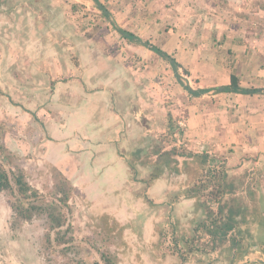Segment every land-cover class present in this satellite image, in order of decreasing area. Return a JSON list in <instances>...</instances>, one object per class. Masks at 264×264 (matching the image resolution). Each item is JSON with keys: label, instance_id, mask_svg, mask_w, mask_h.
<instances>
[{"label": "crops", "instance_id": "0c3cea01", "mask_svg": "<svg viewBox=\"0 0 264 264\" xmlns=\"http://www.w3.org/2000/svg\"><path fill=\"white\" fill-rule=\"evenodd\" d=\"M77 1L85 2L88 7L91 1L100 11L93 0ZM199 1L201 5L205 3ZM100 2L107 10L110 9L109 2L114 3L111 0ZM168 2L173 6L175 0ZM11 3V0L0 2V32L2 29L4 31L0 34V41L2 37L5 38L4 35L8 36L7 32L11 30L12 36L17 34L22 40L19 46H23V51L14 54L15 49H9L7 64L2 67L3 60L0 61V116L15 119L17 115L23 125H36L40 132L44 129L48 137L41 143L44 146L42 157L60 169L88 199L94 201L101 198L105 201L104 211L120 224L136 216L133 207L144 204L142 198L137 195V189L142 187L140 179L146 178L150 172L148 165H142L140 162H135V169H131L127 160L137 150L142 154H151L153 144L159 141V137L162 134H172L175 130L176 123L171 119H175L177 114L182 113L181 118L187 122V128L181 132L185 150L203 152L212 159L211 163L229 165V169L225 168L226 181L232 184L233 190L238 189L235 179L237 173L232 172L230 168L237 167L241 162L242 166L237 168L238 171L247 175L252 171L243 166L247 162L246 159L252 161L249 153L244 155L246 159L231 165L237 151L253 152L254 158L257 157L255 163L264 166V5L259 0H217L220 9L230 10L231 16L225 19L218 13L221 10H216L213 18L201 21L199 27L209 29L213 34L212 40H216L218 44H208L200 51L197 59L192 57L189 50L188 56L184 47L182 57L180 47L183 45L178 44L180 40L172 32L168 35L172 33L173 38H169L159 47L174 58L176 63L178 54L181 62L187 61L185 66V62L182 64L184 70H188L187 64L194 59L198 61L199 87L192 88L185 83L184 85L193 90L204 88L207 91L193 95L194 99L201 101L208 92L215 91L219 97L229 95L231 100L236 101V104L229 108L220 106L217 101L213 112L212 107H207L210 103H200L196 106L183 99L185 95L182 96V90L189 96L190 93L176 80L175 69L164 57L156 54L157 57L152 58L155 59L156 66L152 73L161 78L165 76V84H157L148 77L151 71L148 70L147 64L145 70L138 66L139 63L147 61L152 51L136 41H130L120 32L119 37L123 41L121 44L126 46V53L123 54L122 48L119 53L107 50L106 45L118 42L116 38L105 36L98 39L88 38L83 42L75 41L76 47L70 48L79 53L76 65L62 59L63 53L56 49L54 42L45 53L39 52L42 47L37 48L36 45L41 42L32 44L34 39L30 38L29 31L24 29V21L30 22L29 9H36L37 6L32 4L33 7L30 8L16 5L14 10L5 15L4 10L9 8ZM152 3L150 5L155 9V2ZM47 4L51 12L61 6L63 1L49 0ZM123 5L126 7L128 2ZM202 7L198 8L201 10ZM134 14L136 16L130 21L123 20L122 26L130 28L128 32L139 38L141 36L136 34V29L140 33L149 28L145 36L154 33L153 27H158L155 19L154 24L146 23L148 19L144 18L143 11L138 10ZM31 27L30 24L29 28ZM224 29L230 31L225 33ZM15 30H18L17 33ZM19 33L22 35L19 36ZM140 40L142 41L141 38ZM153 40L156 41V38L153 37ZM150 43L152 44V41ZM32 49H37V55L32 53ZM130 51L139 57V61H127L133 57ZM180 67L178 63V75ZM231 74L238 79L237 89H226L230 84ZM46 76L53 80L52 87H46ZM17 77L23 78L25 83L20 85ZM220 77H225L228 81L225 79L221 82L218 79ZM244 77H247L246 84L242 81ZM3 78L5 83L7 82L6 85L2 84ZM144 78H148V81ZM177 145L179 144L175 145L176 148H179ZM210 148H214L215 152L227 149L234 156L225 155L222 159L217 155L213 158L209 153ZM177 159L180 164L182 160L187 161L180 173L170 175L168 167L163 165L161 175L146 188V194L154 203L166 204L168 194L176 183L172 179L180 176L182 180L178 183L184 181L188 177L189 168L195 167L196 161H191L190 157ZM194 173L191 175L194 176ZM188 180L190 183L191 178ZM127 182L132 185L129 189L124 188ZM120 189H124V193ZM194 202V198L181 195L176 202L170 204L179 212H185L187 209V216H191ZM149 227L147 217L142 221V228L148 232ZM127 230L134 234L131 228H125L124 233Z\"/></svg>", "mask_w": 264, "mask_h": 264}, {"label": "rangeland", "instance_id": "374dc122", "mask_svg": "<svg viewBox=\"0 0 264 264\" xmlns=\"http://www.w3.org/2000/svg\"><path fill=\"white\" fill-rule=\"evenodd\" d=\"M11 1L13 2L11 3L12 5L4 10L5 15L10 13L11 10H14L16 5H23L30 8L33 7L32 4L37 6L36 9H29L30 22L29 20L24 21V29H26V32L29 31L30 38L34 39L32 44H34V42H41L36 45L37 48L38 46L42 47L39 52L45 53L51 48L52 42H54L56 49L63 53L62 59L68 60L75 65L78 63L77 58L79 53L78 51H73L70 46L74 49V47H76L74 42L77 40L83 42L88 38L98 39L103 36L110 37L111 39L116 38L118 43L109 46L106 45L107 50L113 53H119L121 51L120 48H122L121 53H126L124 50L126 46L121 44L123 41L121 37H119L118 31L120 28L130 31L129 27L122 26V24H124L123 20L130 21L136 16L134 13L138 10L144 12V18L148 19L146 23L152 22L154 24L155 19L158 27H153V35L150 34L149 36H145V34L149 32V28L145 30L146 32L140 33L138 29H136V34H139L142 40L152 41V44L157 47L165 44L169 38H173V35H175L178 36L180 40L178 44L183 45L180 47L182 57L184 56L182 51L184 47L187 49L186 52L188 56H190L189 51H191L192 57L197 59L200 51L204 50L208 44H212L213 46L218 44L215 42L216 40H212L213 34L209 29L199 27L202 20L213 18V13H215L216 10H221L219 5H217V0H202L205 2V5H201L199 0H175L173 6H170L171 4L168 2L170 0H111L114 3L112 4L109 2L110 9H108L109 11L107 10L109 12L108 16L102 15L101 11H98L94 5H92L91 1L88 7L85 2L62 0L63 4L56 7L53 11L51 10V12L47 4L49 0ZM153 1L155 2V9L150 5ZM259 1L264 5V0ZM0 2H2V0H0ZM127 2L128 5L125 7L123 3ZM3 4L6 6L5 3ZM72 4H74L73 8ZM197 6L203 7L200 10ZM128 10L130 11L129 13L127 12ZM222 10L218 13L225 19L230 18V10ZM30 24L32 25L31 28H29ZM8 31L9 38L6 34L4 35L5 38L2 37L0 41V61L1 59L3 60L1 64L2 67L7 64L6 57L9 49H15L13 52L14 54H18V52L22 53L23 51V46H19L22 40L17 37V34L12 36L10 34L11 30ZM15 31V33H17L18 30ZM228 31H230V29H224L225 33ZM169 32H172L173 35L172 33L168 35ZM1 33H4L3 29L0 34ZM20 35H22V33H19V36ZM153 37L156 38V41L153 40ZM218 42L221 44L222 42L224 43L223 39L222 42L220 40H218ZM36 52L37 49H32V53L37 55ZM129 53H132L133 57L127 59V61H139V57L134 52L130 51ZM172 54L174 55V53ZM155 57H157L156 53L153 51L150 52L149 58L151 59L148 58L146 62L139 63L138 67L143 70L149 67L148 70H150L151 73H148L147 76L157 84L162 85L166 82L164 79L165 76L161 78L158 74L154 75L152 73V69L154 70V68H156L154 65L155 59H152ZM177 57V64L180 63L181 67L178 69V78L175 75L176 80L181 81L183 84H189L192 88H198V81H200V76L198 75L200 64L198 61L194 59L187 64L188 66L186 68H188V70H184L183 67L186 65L187 61L183 60L185 62L184 64V62H181L179 54ZM158 60L165 66V63L161 61L160 58H158ZM145 64H147V68ZM182 64H184V66ZM165 68L167 67L165 66ZM49 77L50 76H46L45 85L47 88L53 86V80H50ZM3 79L2 84L5 83V78ZM16 79L20 85L25 83L24 79L21 77H17ZM218 79L222 82V80L226 78L220 77ZM144 80L148 81V78H144ZM246 80L247 77L242 78L243 84H246ZM226 81L228 80L226 79ZM6 84L7 82L5 85ZM181 92L182 96L185 95L183 99L185 98L186 102L189 100L190 105L195 104L199 106L200 103H210L207 107H212V112L213 109H216L215 104L217 101H219L220 106L227 108L236 104V101L234 99L231 100L229 95H222V97H219L216 95L215 91L208 92L202 97L203 99L201 101L194 99L191 94L190 97L185 90ZM50 111L51 110H48V112ZM181 114H177L174 116L175 119H171L176 123L177 129L175 128L172 134L169 133L167 139L165 138L164 141H159V144L167 146V140L169 145H176L178 143V151L185 150L181 132L187 128V122L184 118H181ZM168 120L171 122L169 118ZM47 137L48 135L44 129L40 132L39 127L36 125H23L21 119H19L17 115H15V119H8L0 116V142L3 141L11 152L9 156H6L5 152L1 153L0 163H2L7 171H17V168L20 167L26 181L32 187L36 188L45 199L51 200L54 197V178L52 172L55 167L42 157L44 146L41 144ZM232 150L234 151L235 149L232 148ZM237 152V156H235L231 165L240 162V160L245 158L244 155L248 153L250 158H252L250 162L245 158L247 162L243 165L246 166L247 170H252L250 171V175L238 171L237 168L242 166L241 162L237 167L230 168L232 172L237 173L235 174V179H237L238 182V189L235 190V194L225 196L226 198H230L231 196L238 198V203L243 204L242 209L239 211L241 214L240 226L237 227L240 233L236 235L240 245L231 247L228 243H225L217 246L215 250L211 251L209 244H207L208 246L205 249L207 253H201L199 251L188 253V259L182 264H264V166L255 163L257 157L254 158L253 152ZM209 153L214 156L213 158L217 155H220L219 157L222 159L225 155L234 156V154H230L227 149L225 151L215 152L214 148H210ZM222 159H220V162H222ZM218 165H223L226 169H229V165L226 166L223 163H219ZM182 169L183 166H181V170ZM195 170V167L189 168L188 177L180 183H178V181L182 180L180 176L175 177L174 179L176 180L172 179L173 182H176L174 183L176 187L174 186L173 189L169 188L172 190L170 196H174L176 191H183L185 188L192 185L191 182L189 183L188 179ZM69 181L72 183L70 179ZM131 186L132 185L127 182L124 188L126 187V189H129ZM75 188L77 189L76 192L72 194L69 199L70 211L67 215L68 223H70L72 227L70 235L73 236V240L68 244L69 247L66 253L61 251L65 245L46 246L43 236L47 230V219L42 213L36 214L30 221L21 222L17 227L12 229L11 234L15 239L16 245H18L16 250V264H89L90 261L98 259L96 249L103 247L102 245L104 244L101 240L106 236L104 230H107L109 227L112 228V234L115 233L116 237L111 239L112 242H108L107 246L113 252L117 264H177V256L166 255L162 257L159 254L160 250L156 245L158 241L157 232L159 230L162 231L171 228V226L166 224L167 220L175 222V234L178 235L180 242L184 237H191L193 220L200 214V210L197 208L195 202L191 207V216H187V209H185V212H179L176 210V207L174 210V205L168 206L163 203L155 205L146 203L142 200L144 203L143 205L133 207V210L137 213L136 216L130 221L121 224L124 225L125 228L133 229L134 234H132L130 230L125 231L126 233L122 230L119 235L117 227L110 218L112 215L108 217L107 215H109V213H106L103 209L106 206V202L101 198L92 201L88 199L80 189L77 187ZM137 190L138 192L143 191V188ZM120 191L124 193V189H120ZM182 193H184V191ZM138 196L141 197L140 195ZM12 198L13 195L8 191L0 193V208L4 211V223L7 226L11 224L13 219V213L9 206ZM130 205L132 204L130 203ZM178 214L179 217H177ZM147 217L150 224L148 232L142 228V221ZM161 234H163V232H161ZM170 234L169 232L164 238L166 243L171 242Z\"/></svg>", "mask_w": 264, "mask_h": 264}, {"label": "trees", "instance_id": "16d2710c", "mask_svg": "<svg viewBox=\"0 0 264 264\" xmlns=\"http://www.w3.org/2000/svg\"><path fill=\"white\" fill-rule=\"evenodd\" d=\"M96 7L101 11L102 15L108 16L107 8L100 2V0H93ZM72 4V8H73ZM121 35L129 39L130 41H136L139 44L145 46L150 51L164 57L170 63L177 74V63L174 58L168 56L159 47L151 44L147 40H140L138 36H135L132 32H128L123 29H119ZM178 82L191 94L198 95L207 89H192L188 85H184L181 81ZM237 89L238 79L234 74L230 75V84L226 89ZM247 91L246 89H242ZM255 91V89L253 90ZM169 116V114H168ZM171 125H169V128ZM166 136H161L160 139L164 140ZM167 141V140H166ZM168 143V141H167ZM6 153L9 156L10 152L5 147L3 142H0V154ZM154 152L157 153L155 161L145 158L141 161L143 164H151L155 167L150 171L149 176L141 181L144 183V188L140 194L142 199L149 204L152 201L145 194V189L151 184L152 180L159 176L161 169L156 166L158 162L162 161L169 168L170 173L179 172V161L177 158H171V155L179 157H190L191 161L195 163V176L193 178V184L184 190V197L194 198L195 204L200 208L204 214V218L195 222L192 227V235L190 238H185L183 246L178 243V238L172 233V244H165L164 238L166 234H161V230H157L158 241L157 247L159 248V254L164 257L166 255H175L178 257V263L182 264L188 259L187 254L193 251H199L201 253H207L205 250L209 244L210 250H214L217 246L228 243L231 247H237L240 245L236 235L240 233L237 227L240 226L241 214L240 210L243 207L242 203H238V198L231 196L225 198L226 195H233L234 191L232 184L226 181L227 173L225 167L222 165H211V158L205 153H196L190 150L178 151L175 146H171L168 149H163L157 145L154 148ZM171 163L172 166H169ZM187 163L183 160L181 165ZM131 169V163L128 162ZM53 183V199H45L41 193L34 187H32L25 179L22 169L19 167L17 171H7L0 163V192L8 191L13 195L9 205L13 212V219L11 221V227H17L21 222L30 221L36 214H44L47 219V230L44 233L43 240L46 246L52 245H65L61 251L66 253L69 247V243L72 242L73 236L71 233V225L68 223L67 215L70 211L69 199L76 192V188L72 185L69 179L63 175L58 169L53 168L52 172ZM179 194L176 193L170 197V201H174L178 198ZM198 220V219H197ZM112 222L117 227L118 234L120 235L125 228L124 225H120L116 220L112 219ZM112 228L109 227L104 230L106 235L101 242L104 244L102 248H97L98 259H94L89 264H117L113 252L108 248V242H112L111 239L116 237V234H112ZM201 232V234H199ZM204 234H207L205 238ZM182 239V238H181Z\"/></svg>", "mask_w": 264, "mask_h": 264}, {"label": "flooded vegetation", "instance_id": "af4514ba", "mask_svg": "<svg viewBox=\"0 0 264 264\" xmlns=\"http://www.w3.org/2000/svg\"><path fill=\"white\" fill-rule=\"evenodd\" d=\"M6 95V94H5ZM164 136H166L167 137V135H169V134H163ZM163 135H161V136H163ZM160 136V137H161ZM160 137H159V141H164V140H162V139H160ZM167 139V138H166ZM158 141V142H159ZM3 142V141H2ZM158 142H156L155 144H153V148H152V152H151V154H142L139 150H137L136 152H134L131 156H130V158L127 160L129 163H131V166L133 167V165H134V163L135 162H140V164H142V165H148V167L150 168V171L153 169V167H155L154 165H153V163H151V164H143V163H141V161L142 160H144L145 158H148V159H150V160H152V162L153 161H155V159L157 158V153H155L154 152V148H155V146H157V145H159V146H161L163 149H168V148H170L171 146H175V145H169L168 143H167V141H166V143H167V146L166 145H164V144H159ZM3 144H4V142H3ZM5 145V144H4ZM5 147L8 149V152H10V150H9V148L5 145ZM176 147V146H175ZM177 149V148H176ZM178 150V149H177ZM11 153V152H10ZM153 157H155V158H153ZM177 157H179V156H175V155H171V158L173 159V158H177ZM178 160V159H177ZM179 161V160H178ZM183 161V160H182ZM182 161H181V163H182ZM2 164V163H1ZM211 165H214V162H212V163H210ZM163 165H165V163L164 162H162V161H160V162H158L157 163V165L156 166H159V168L161 169V172H162V167H163ZM169 166H172L171 164L169 165ZM181 166H183V165H181L180 164V161H179V172H177V173H180L182 170H181ZM56 169H58L56 166H54ZM133 169H135L134 167H133ZM167 169H169V168H167ZM63 175H65L60 169H58ZM169 171V170H168ZM161 172H160V174H159V176L161 175ZM169 173H170V171H169ZM177 173H172L173 175H175V174H177ZM149 174H150V172H149ZM149 174H148V176H149ZM195 174L196 173H194V176H195ZM170 175H171V173H170ZM193 175V174H192ZM191 175V176H192ZM66 176V175H65ZM147 176V177H148ZM190 176V178H191V180H190V182L193 184V178H194V176H192L191 177ZM67 177V176H66ZM146 177V178H147ZM68 178V177H67ZM146 178H144V179H146ZM157 178V177H156ZM69 179V178H68ZM142 179V178H141ZM141 179H140V181H141ZM154 180V179H153ZM152 180V181H153ZM72 185H73V183H72ZM74 186V185H73ZM149 186V185H148ZM147 186V187H148ZM75 187V186H74ZM146 187V188H147ZM189 187V186H188ZM187 187V188H188ZM141 188H144V183L142 182V187ZM186 189V188H185ZM184 189V190H185ZM183 190V191H184ZM178 191H180V190H178ZM183 191H180V192H177L176 191V193H180L179 194V196H178V198L176 199V200H174V201H170V194H168V200H167V203H166V205H170V206H172V204L174 203V202H176L178 199H179V197L181 196V195H183L184 196V193H182ZM1 192H3V191H1ZM0 192V193H1ZM142 193V191H139L138 192V195H140L141 193ZM140 193V194H139ZM145 194H146V189H145ZM172 194V193H171ZM234 194H235V191H234ZM147 195V197H148V194H146ZM141 196V195H140ZM173 196V195H172ZM227 196V195H226ZM149 198V197H148ZM226 198V197H225ZM151 201H152V204H157V203H154L153 202V200L151 199V198H149ZM143 200V199H142ZM170 203H172V204H170ZM10 206V205H9ZM198 208V207H197ZM2 208H0V264H16V261H17V257H16V250H17V247H18V245H16V242H15V239L13 238V235L11 234L12 233V227H11V225H9V226H7L4 222H5V219H4V211L3 210H1ZM11 209V208H10ZM199 210H200V214H199V216L198 217H200L198 220H196V221H199L201 218H204V214H203V212H202V210L200 209V208H198ZM13 213V212H12ZM108 217H110V215H107ZM197 217V218H198ZM111 219H114L113 217H110ZM114 220H116V219H114ZM117 221V220H116ZM196 221H193V225H192V227L195 225V222ZM118 222V221H117ZM119 223V222H118ZM175 222H172V221H169V220H167L166 221V224L168 225V226H171V228H168L167 230H162V232H163V234L165 233L166 234V236L169 234V232L171 233L169 236H170V239L172 238V233L173 234H175L176 233V225L174 224ZM120 224V223H119ZM121 225V224H120ZM166 229V228H165ZM124 230V229H123ZM170 230V231H169ZM191 231H192V228H191ZM199 234H201V232H199ZM176 235V234H175ZM177 236V238L179 239V237H178V235H176ZM204 236H205V238H207V234H204ZM185 238L186 237H184V240H185ZM190 238V237H189ZM180 240V239H179ZM179 240H178V243H179V245L180 246H183V243H184V240L182 239V241H180L179 242ZM172 240H171V242L170 243H168V244H172ZM166 243V242H165ZM182 243V244H181ZM167 244V243H166ZM215 250V249H214ZM211 251H213V250H211Z\"/></svg>", "mask_w": 264, "mask_h": 264}]
</instances>
